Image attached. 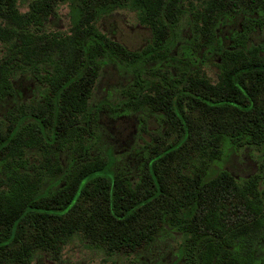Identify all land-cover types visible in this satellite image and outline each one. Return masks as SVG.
I'll use <instances>...</instances> for the list:
<instances>
[{"label":"trees","instance_id":"1","mask_svg":"<svg viewBox=\"0 0 264 264\" xmlns=\"http://www.w3.org/2000/svg\"><path fill=\"white\" fill-rule=\"evenodd\" d=\"M64 2L69 34L45 31ZM122 8L151 31L140 51L96 25ZM185 15L193 38L179 57ZM236 16L244 30L223 46L218 29ZM255 28H264V0H0V105L15 94L17 71L40 88L0 120V264L57 254L88 222L102 232L93 246L106 254L100 264L150 251L173 233L170 264H264L263 177L240 182L222 166L232 152L264 149V42L248 44ZM209 50L218 55L216 80L200 66ZM111 62L131 72L113 111L144 112L159 126L140 120L150 139L135 177L115 166L112 151L93 153L90 98Z\"/></svg>","mask_w":264,"mask_h":264},{"label":"rangeland","instance_id":"2","mask_svg":"<svg viewBox=\"0 0 264 264\" xmlns=\"http://www.w3.org/2000/svg\"><path fill=\"white\" fill-rule=\"evenodd\" d=\"M196 1L200 2L201 0ZM209 1L224 2L226 0ZM19 8L21 11H25L27 6L20 4ZM96 25L102 33L130 51H140L151 41L150 29L140 24L136 12L128 8L117 9L101 16ZM180 25L181 29L173 51V55L179 57L191 47L193 38L187 15L183 16ZM70 27V4L64 2L60 3L56 13L48 18L44 30L69 34ZM243 30L241 18L229 17L218 29V36L222 45L228 46L232 42L229 36L236 31L242 32ZM263 42L264 28H255L249 35L248 44ZM203 57L200 64L201 69L212 80H216L218 73L217 52L206 51ZM130 79L131 72L122 66L113 62L104 65L95 81L90 104L92 109H98L96 125L93 128L96 137L93 153L105 150L112 151L115 166L126 168L135 177L134 174L142 160V146L145 141L150 139L149 134L142 129L143 124L140 120H145L148 130L157 129L159 126L154 116L144 112L116 115L117 113L113 111L112 106L123 99V88L128 85ZM13 84L15 94L0 105V120L16 105L29 103L39 96L38 90L40 88L29 73L17 71L13 77ZM218 123V128L221 130L229 128L221 120ZM263 150L245 147L239 152H232L225 158L222 166L240 182H244L257 174L262 176L263 179H260L258 188L264 190V168H261L264 159ZM178 163H180L179 160H177ZM90 207L91 205H87L86 209L90 210ZM87 226V232L75 233L57 254L51 251H37L30 264H100L104 259H107L106 254L101 248L97 249L93 246H97L99 243L98 240L102 236V232L99 228L91 227L89 222ZM179 238L180 235L173 233L171 237L165 241H160V245L150 251L139 250L131 255H118L116 260L119 264H170L175 258Z\"/></svg>","mask_w":264,"mask_h":264}]
</instances>
